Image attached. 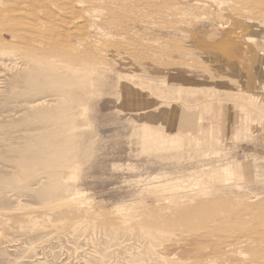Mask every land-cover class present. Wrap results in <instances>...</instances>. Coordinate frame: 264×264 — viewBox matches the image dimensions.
<instances>
[{
	"label": "rangeland",
	"instance_id": "obj_1",
	"mask_svg": "<svg viewBox=\"0 0 264 264\" xmlns=\"http://www.w3.org/2000/svg\"><path fill=\"white\" fill-rule=\"evenodd\" d=\"M13 1L11 6L16 12L26 10V7L32 4L31 7L38 8L36 10L41 9L34 0H15L16 5ZM57 1L54 0L53 4ZM62 1L64 0L51 7L47 6L46 10L52 14L38 12L37 19L40 17L38 21L41 19L42 22H49L52 17L50 15H53V19H59L56 21L60 23L57 24L58 31L65 33V23L70 21L69 17H72L73 21V16L66 17L60 10L66 6L64 10L75 12L72 13L74 16L78 13L80 16L83 11L70 0L68 2L72 4V8L71 4H67V0L66 3L63 2L65 6L60 3ZM102 1L105 2L101 6L104 10L111 9V5L122 12L129 8L127 13L124 12L128 14L126 16L117 11L110 13L109 10L108 13L114 16L111 25L106 23L104 18L101 21L96 20L100 28L113 31L111 33L115 36L109 40L108 46L111 51L116 49L115 52H120V56L124 57L121 59L124 65L120 66L109 60L103 70L104 75H100L96 86L92 87L78 104L70 105L64 99L57 102L60 98L55 97L49 89L30 90L22 83V74L19 68H14L12 59L0 57V264H132L130 261L134 260L138 261L134 264H158V255L154 256L153 253L165 256L166 253L179 250L181 244L169 243L162 248H153L150 241L145 240L139 232V228L147 226L166 233L173 231L172 233L177 235L184 232L188 234L186 221H179L176 217L165 220L166 215L173 216L172 212L175 210L171 207L175 202L170 198L176 195L209 192L208 199L211 200L210 203L214 201L213 205L209 206V203L203 206L201 211L204 220L208 222L222 218L229 221L228 219H234L241 214L243 216L246 211L264 212V177L258 173L252 178L257 180L255 183L245 185L243 179L237 182L238 185L224 188L223 192L218 191L222 188H218L220 182H212L208 187L200 189V186L195 188V180H190L186 185L179 183L185 190L178 193L169 192V186L161 187L166 182L174 184L175 181L187 180L195 174L210 173L214 165H240L236 151L243 146V135L246 138L256 131L252 129L251 124L255 119L256 122L260 121V126L264 124V19L258 14H252L249 8L251 6L248 5V2L258 1L260 3L257 6H264L263 0H230V3L228 0H153V4L146 0H111L110 3L108 0ZM41 4L44 6L45 2ZM241 4L243 7H240ZM17 5L21 6L20 9ZM140 7L144 10L141 11ZM107 10L105 15H102L106 16L105 18L108 16ZM135 10L139 11L136 13ZM23 17L32 21L28 15ZM111 26H114L113 29ZM246 27H252L253 33L246 32ZM135 33L137 34L133 35ZM230 33L240 35L238 39L241 38L245 51L243 63L238 65L242 72L235 76L224 72L216 73L215 68L220 69L225 64H215L213 57L208 58L207 54H203L205 51L212 53L213 47ZM90 35L94 38L100 36L94 31L90 32ZM4 38L8 43L13 40L9 34H4ZM207 67L206 75L213 85L205 89V93L219 86L217 80L221 78L224 79L221 84H224L227 91L221 101L213 99L211 106L230 107L240 118L239 121L241 120L231 127L227 125L222 135L225 140L223 147L174 148V151L171 149L173 153L166 157L152 155L163 154L153 152V149L149 151L152 154L145 152L142 135L150 130L142 125L147 122L161 123L169 112L167 107L172 108V127L178 128L177 131L174 130L175 136L181 137L176 134L181 130L177 126L181 120L185 123V120L195 119L181 110L180 107L185 105L184 103L169 101V94L180 93L179 85L183 82H179L178 78H190L189 85L203 86L204 84L198 83L196 79L205 77L201 75V71H205ZM225 68L229 67L225 65ZM118 73L132 74L134 78L122 79ZM255 75H259L262 80V83L257 84L258 88L248 84L252 83L251 77ZM186 89L188 99L195 97L198 92V89L192 86ZM42 102L52 106L35 107ZM69 106H73L69 111L61 110ZM173 108L181 110L182 113H176ZM245 118L250 119V126ZM194 122L193 125L186 123L182 128L194 131L196 121ZM209 130L208 133L213 134ZM46 144H58L60 147L71 149L66 164L59 168L64 189L58 197L49 202H45L39 193L42 184H33L35 177L27 179L20 167L23 157H28L31 151ZM256 157L258 156L253 155L250 159ZM250 159L247 158L249 161ZM39 175L42 177L38 180L44 176L41 172ZM250 175L252 176V172ZM41 182L47 185L49 180L43 179ZM223 193L225 194L221 195ZM86 200L92 203L91 207ZM139 203H145V206L141 207ZM136 209L137 211H134ZM136 216L139 218H135ZM116 227L120 229L117 233L119 240L108 234ZM125 227L130 228L129 231H126ZM100 259H104L103 262Z\"/></svg>",
	"mask_w": 264,
	"mask_h": 264
},
{
	"label": "bare ground",
	"instance_id": "obj_2",
	"mask_svg": "<svg viewBox=\"0 0 264 264\" xmlns=\"http://www.w3.org/2000/svg\"><path fill=\"white\" fill-rule=\"evenodd\" d=\"M12 1L10 2V0H0V57L12 59V62L14 63V68H19V72H20V74H22L20 76L22 83L26 87H28L30 90L31 89H37V90L49 89L50 92H52L55 97L60 98V100H57V102H60L62 99H64L65 102L70 103V105L78 104L77 102L80 101L82 98H84L89 93V91L92 87L96 86L95 83L97 82L98 79H100L99 77L101 74H103V70L105 69V65L107 66L106 63H109V60L114 62V63L119 64L120 66L124 65V63L121 61V59L124 57L120 56V52H119V54L117 52H115L116 49L114 51L113 50L111 51V47L108 46L110 44L109 40L113 39V36H115L111 33L113 31H108L105 28H100L99 27L100 24L98 23L99 24L98 25L96 23V20L101 21L102 18H104V20H106V23L111 25V23L114 22V20H113L114 16H113V14L111 15L110 13L111 12L116 13V11L122 12L119 8L111 5V7H110L111 9L108 8L111 11H110V13H108L109 10H107V8L104 10L103 7H101L102 4L104 5V3H105V2L103 3L102 0H101L102 2L100 0H70V2L72 1V3H74L75 5L80 7L81 8L80 10L83 11L82 13H80V16H79V13L77 14V16H74V15H72V13L75 14V12L69 13L71 11H66V9L64 10V8L66 7L65 4L63 3V2H65V0H64V1L60 2V3H63L62 4L63 6H65L63 8V10H60L61 11L60 13L67 15L66 17H68V15L73 16V21H71L72 17L71 18L69 17L71 22L69 21L68 23H65V25L67 26V31L65 30L66 31L65 33H64V31H63V33H60V31H58L59 28L57 26V24H60V23L59 22L56 23V21L59 19L55 20L52 18L53 15H50V17L51 16L52 17H51L50 21L48 20L49 22H44V21L42 22V21H40L41 19L38 21V19L40 17L37 19V17H38L37 14H38V12L48 14L49 12L46 9L48 7H51L54 4H57V2H59L61 0H58L56 3L54 2V4H53L54 0H34V3H38V6L40 5L39 7L41 9H39V10H41V11L36 10L38 8L31 7V6H33V4H32L31 6L28 5L26 7V10L24 9V10L19 11V12H16L12 8V6H13ZM14 1H13V3H14ZM68 1L69 0H67V2ZM110 1L111 0H108L109 3H110ZM146 1H148L150 4V3H152L151 1H153V0H146ZM165 1H167V0H165ZM174 1L176 2V0H174ZM198 1H202V0H198ZM228 1L230 3V0H228ZM242 1L246 2L249 0H242ZM22 2H24V1H22ZM29 2H31V0H29ZM41 2H45V4H47L46 7H45V4H44V6H42ZM128 2L126 4L127 7H128ZM263 2H264V0H263ZM141 3H143V2H141ZM159 3H160V1H159ZM259 3H258V1L248 2V5L251 6V7H249L250 12L254 15L255 14L260 15L264 19V6H262V5L257 6ZM17 4H19V3H17ZM20 4H21V2H20ZM67 4H69V2ZM165 4H166V2H165ZM168 4L169 3H167V5ZM184 4H185V2H184ZM117 5H119V4H117ZM151 5H149V6H151ZM20 7H19V9H20ZM56 7H57V5H56ZM147 7H148V5H147ZM240 7H243V5ZM71 8H72V4H71ZM137 8H139V7H137ZM143 8H144V6H143ZM146 8H145V10H146ZM166 8H165V10H166ZM176 8H178V7H176ZM128 9H126V10L128 11ZM132 9H133V7H132ZM140 9H141V7H140ZM106 10H107L106 15H108L107 18H105L106 16L105 17L102 16L103 14L105 15ZM126 10L123 11L122 13H124V12L127 13ZM143 10L141 9V11H143ZM161 10H163V9H161ZM129 11H131V9ZM138 11L139 10H137L136 13ZM154 11H156V10H154ZM132 12H134V11H132ZM168 12H169V10H168ZM126 13H124L123 15L121 14V15L122 16L128 15ZM156 13H158V11ZM49 14H52V13H49ZM134 14H135V12H134ZM150 14H148V15H150ZM25 15H28L29 18L31 17L33 22L30 21L29 19H26V17L24 18L23 16H25ZM56 15H58V14H56ZM141 16H142V14H141ZM143 16L145 19V15H143ZM155 16H156V14H155ZM158 16H159V14H158ZM62 17L65 19L64 16H62ZM149 17H151V15ZM130 19H132V18H130ZM130 19H129V21H130ZM138 20H140V19H138ZM141 20H142V18H141ZM146 20H149V19H146ZM62 21L64 22L63 19H62ZM102 22H104V21H102ZM134 22L135 21H133V23ZM142 22L143 21H141V23ZM119 24H121V23H119ZM145 24L146 23H144V25ZM155 24H157V23H155ZM158 25H159V23H158ZM117 26H119V25H117ZM147 26H148V24H147ZM113 27H112V29H113ZM123 27H124V25H123ZM130 27H129V30H130ZM62 29H61V31H62ZM116 29H117V27H116ZM244 30L248 33H251V34L253 33L252 27H246ZM92 31L97 32L98 35H100V36H98V37L96 36L95 38L92 37L90 35V32H92ZM4 34H9L11 36V39H13L11 43H8L5 40ZM136 34L137 33H135L133 35H136ZM239 36H236L234 33L227 34L226 37H224L219 43H217L213 47V50H214L213 52L217 53V56H218L217 61L224 63L227 68L229 67L228 69H233L234 67L243 63V59H244L243 56H244V52H245L244 51V44L243 45L241 44L242 43L240 41L241 38L238 39ZM121 38H123V37H121ZM111 43H113V42H111ZM115 44H117V42ZM123 45L126 46V44H123ZM116 48H118V47H116ZM118 50H120V49H118ZM124 50H121V51H124ZM129 50H131V49H129ZM219 59H222V60H219ZM17 75H18V73H17ZM119 75H121V74H119ZM121 76H122V79L125 78L127 80L129 78H134V75L127 74V73L122 74ZM178 79H179V82H185L186 81V79H183V80L180 78H178ZM250 97H252V96H250ZM240 98H241V96H240ZM254 99H256L255 96H254ZM257 99H260V97H257ZM262 99H264V98H262ZM45 105H48V107L52 106V105L45 104L44 102H42V103H38L37 105H35V107H41V106H45ZM72 107L73 106H69L67 108L63 107L61 110L62 111H69ZM221 111H222V115L226 114L227 121L232 123L231 125H228V127L236 125V123L241 121V120L239 121L240 118L237 117L236 114L232 112L230 107H227V108L222 107ZM245 117H246V115H245ZM241 119L243 120L244 118L242 117ZM245 119L248 120L247 118H245ZM211 122H210V128L209 129L212 131V133H214L215 132L214 128H215V126L216 127L218 126V121L215 120V121H211ZM176 123H177V121H176ZM186 123L190 124V121L185 120V123H183V120H181L177 126L181 128V127H184L183 125ZM191 125H193V123H191ZM195 129H194V131H195ZM178 135H180V134H178ZM176 137L178 138V136H176ZM70 154H71V149H69L68 147H66V148L60 147L58 144H50V145L46 144V145H40L35 151H31L29 153L28 157L22 158V160L20 162V167L24 173V176L27 179L31 178V177H35V179H34L35 181L33 183L35 185L38 183L42 184V185H40L41 188L39 189V193L45 202H49V201L53 200L54 198L58 197L61 190L64 189L63 184H62V180L60 179V175H59L60 174L59 168L66 164V162H67L66 159H68ZM213 167L214 168L210 169L211 170L210 173H206L203 175L195 174V175L189 177V179L187 178V180L183 179V181L182 180H178L177 182L175 181L174 184H172L171 182H169V183L166 182L161 187L166 188V186L167 187L169 186L168 187L169 192L178 193V192H182L185 190V189H183L182 185H180V184L186 185V183L190 180L191 181L195 180L197 183V185L195 184L196 185L195 188L197 186H200V189L208 187V185L211 184L212 182H220L221 185L220 186L218 185L219 186L218 188H220V187H222V188H220L219 190L217 189V190L220 192L221 191L223 192V190L225 191L224 188L231 187L233 184H237V182L245 179L244 176L246 175V172H251V166H249V165H248V167H249L248 168L247 166H245V167L240 166V165L233 166L231 163L230 164L227 163L226 165L220 164L217 166L214 165ZM39 171L41 173H43L44 176H43V178H40L38 180V178L42 175V174L39 175V173H40ZM43 179H45L47 181L49 180L47 185H45L44 182H41ZM31 182H32V180H31ZM170 184H172V185L170 186ZM239 186H241V185H239ZM214 187L217 188L216 185ZM224 194L225 193H223L221 195H224ZM139 195H141V194H139ZM208 198H210L209 192H206V191H200L199 193H195L193 195H190V194L176 195L174 198H170V199H173V202H175V204H174L171 201V204L173 203L172 204L173 207H171V208H172V210H175V211H174V213L172 212L173 216H171V217H170L171 214H169L170 212H168V211H170L171 208L167 211L168 213L165 211L167 214H169V215L165 214L166 215L165 220L169 221L172 217H174V218L176 217L179 221H186V224H187L186 227L188 228V232H189L188 234L186 232H184V233H182V235H180V234L177 235L175 233H172L173 231H171V233H168V232L166 233V231L158 230L156 228L153 229L152 227L149 228L147 226H145L144 228L143 227L139 228L140 229L139 232L142 234V236L144 238H146L145 240L150 241V244L152 245L153 248H162V247H164V245H167L169 243L181 244L179 250H176L175 252H172L169 254L166 253L165 256H162L160 253H157V254L153 253V254H155L154 256H156V255L159 256V257L156 256V258H157L156 261L159 262L158 264H264V212H262V213H260V212L259 213L258 212H249L248 213L246 211V212H244L243 216H242V214L239 215L241 217V219L239 216H237L234 219H228L229 221L225 220L226 218L224 219L225 220L224 221L222 218V219L215 220L213 222H208V221H205L203 216L201 215V211L203 209V206H206L207 204L210 203L209 201H211ZM136 199H138V198H136ZM213 202L214 201H212L209 206H212ZM86 203L88 204L89 207L92 206V203L89 200H86ZM140 203H139V206L145 204L144 203V204L140 205ZM177 206H178V209H176ZM76 207H78V205ZM54 208H55V206H54ZM145 208H148V207H145ZM166 208L168 209V206ZM166 208H165V210H167ZM24 209H26V208H24ZM134 211H137V209ZM20 212H22V211H20ZM128 213H130V211ZM120 214H122V213H120ZM136 214L137 213H135V215ZM131 218H133V217H131ZM135 218H139V217L136 216ZM165 220H163V221H165ZM257 220L258 221L260 220V221L258 222ZM172 222H174V221L172 220ZM58 226H60V225H58ZM110 227H112V226H110ZM119 227H120V225H119ZM122 228H124V227H122ZM187 228H186V230H187ZM128 229H130V228H128ZM128 229L125 227L126 231H129ZM119 231H120V229L118 227H116V228L112 229L111 233H108V232L107 233L111 234V237L113 239H116L118 236L117 233ZM31 233H34V232L31 231ZM185 233H186V236L184 237L183 235ZM120 240H123V239H120ZM111 244H109V245H111ZM145 244H147V242ZM88 256H90V255H88ZM97 257H98V255H97ZM97 257H95V258H97ZM103 260L104 259H100L101 262H103ZM88 263H90V262H88ZM130 263L134 264V263H138V261L134 260V262L130 261ZM98 264H99V262H98ZM100 264H104V263H100Z\"/></svg>",
	"mask_w": 264,
	"mask_h": 264
},
{
	"label": "crops",
	"instance_id": "obj_3",
	"mask_svg": "<svg viewBox=\"0 0 264 264\" xmlns=\"http://www.w3.org/2000/svg\"><path fill=\"white\" fill-rule=\"evenodd\" d=\"M203 54L204 55L207 54L208 58L213 57V60L215 59L213 62L216 61L218 63L217 53L215 52L206 53L205 51V53L203 52ZM208 67L206 68L205 71H201V75H204L205 77L196 79L198 83H203L204 84L203 86L199 84L189 85L191 79L187 78L186 81L182 83V85H179L181 89L180 93L169 94V98H170L169 101L173 103H184L185 105H182V107H184L185 109L184 108L182 109V107H180L181 110H183L190 117L194 116L195 118L194 120L196 121L195 131H192L190 129L185 130L181 127L182 129L180 128L181 130L178 131V133H176V134H180L181 137H178L179 139H177V137L175 136L176 131L174 130H178V128H173L172 127L173 124L170 120L172 108L167 107L169 112L165 115L161 123L147 122V123H143L142 125L143 127H148L150 130L147 133H143L142 135L143 149L145 152L152 154L149 151L150 149H153V152H158L163 154H152V155L155 156L160 155L166 157V155H171V153H173V151L175 150L174 148L184 149L187 146H192L195 148L223 147V145L225 144V140L222 139L223 138L222 135L225 132L224 130L227 128V125H231L232 123L227 121L226 114L222 115V111H221L222 108L220 106L213 105L214 107H212L210 103L213 99H214L213 101H217V100L221 101L224 98L227 91L224 89L225 88L224 84L223 83L221 84V82H224V79L221 78L220 80L216 79L217 83H219V86L213 87L209 93H205V89L213 85L212 81L209 80V76L206 75L208 72ZM215 70H217L216 73L222 74L224 72L225 74H229L231 76L239 75L242 72L239 66L234 67L233 70L226 69L225 66H221L220 69L215 68ZM251 79H252L251 80L252 83H248V84H252L256 88H258V85L262 81L259 75H255L254 77H251ZM190 86L197 88L198 92L195 94V97L188 99L185 92L187 90L186 88ZM187 100H189V102ZM181 110L176 109V113H182L180 112ZM194 120L192 119L189 121L190 123H194ZM215 120L218 121V126L215 128L216 131L213 133L216 136H213V134L208 133V130L210 128V122ZM254 121L255 122L251 124H252V129H255L256 131L251 132L249 134L250 136L248 135L246 138L243 135V140L241 143L243 144V146L236 151V155L238 156L240 166H244V167L245 166L248 167V165L251 166L252 176L250 175V172L247 173L246 176H244L245 182L243 181L244 182L243 184L246 183L245 185L252 184L253 182L255 183L257 180L255 181V179L252 178L257 173L260 174L262 178L264 177V124L260 126L259 125L260 121L256 122V119ZM249 122L250 119L246 121L247 125H249ZM201 130H203V132ZM213 137H215L216 139ZM251 139L255 141L250 142ZM171 149L174 150L172 151ZM253 155H256L258 157L251 160L250 157ZM247 158H249L250 161L247 160Z\"/></svg>",
	"mask_w": 264,
	"mask_h": 264
}]
</instances>
